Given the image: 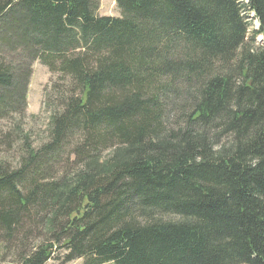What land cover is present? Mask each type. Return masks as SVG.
Listing matches in <instances>:
<instances>
[{
	"label": "trees",
	"instance_id": "trees-1",
	"mask_svg": "<svg viewBox=\"0 0 264 264\" xmlns=\"http://www.w3.org/2000/svg\"><path fill=\"white\" fill-rule=\"evenodd\" d=\"M99 1L0 0V264H264V0Z\"/></svg>",
	"mask_w": 264,
	"mask_h": 264
},
{
	"label": "rangeland",
	"instance_id": "rangeland-1",
	"mask_svg": "<svg viewBox=\"0 0 264 264\" xmlns=\"http://www.w3.org/2000/svg\"><path fill=\"white\" fill-rule=\"evenodd\" d=\"M98 16L104 17H119L120 11L117 7L115 0H100L99 6L97 9ZM258 40L255 41L257 44ZM55 76H51L46 67H44L40 62L36 61L32 64V74L29 79L28 89H27V116L22 121L21 126L25 135H28L30 138V143L33 147L37 148L42 143L46 142L48 137V128L51 116L54 112L57 111V103L48 105V91L53 87ZM173 123V119L170 118V123ZM12 124H4L3 127L0 125V128L4 130L11 129ZM16 142L19 141V138L16 137ZM14 142L13 147L15 149L7 152L4 147L0 146V162L6 160L10 164H16L19 157L20 142ZM112 150H105L101 152V157L107 159L111 154ZM71 153V151L66 150L64 154L60 157V160L57 164H54L53 171L57 174L54 177L55 180H58L63 175L69 176L75 174L77 171L81 170V166L77 164H71L66 162V158ZM168 219H176L175 217H168ZM57 255V254H56ZM6 261L12 263L15 261L12 254L5 255ZM46 264H60L54 260L47 262ZM67 264H82V260H74ZM111 264V263H109Z\"/></svg>",
	"mask_w": 264,
	"mask_h": 264
}]
</instances>
